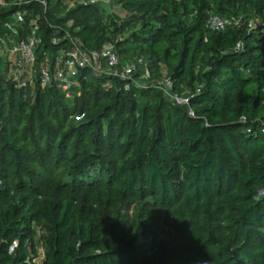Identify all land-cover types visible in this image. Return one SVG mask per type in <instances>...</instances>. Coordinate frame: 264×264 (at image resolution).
Listing matches in <instances>:
<instances>
[{"label":"trees","instance_id":"obj_1","mask_svg":"<svg viewBox=\"0 0 264 264\" xmlns=\"http://www.w3.org/2000/svg\"><path fill=\"white\" fill-rule=\"evenodd\" d=\"M21 1L0 36L37 21L36 68L68 33L114 44L122 65L143 58L152 86L83 70L68 91L17 87L0 58V264H264V35L206 26L264 22V0H113L121 22L101 4ZM163 77L195 117L155 88Z\"/></svg>","mask_w":264,"mask_h":264},{"label":"built area","instance_id":"obj_2","mask_svg":"<svg viewBox=\"0 0 264 264\" xmlns=\"http://www.w3.org/2000/svg\"><path fill=\"white\" fill-rule=\"evenodd\" d=\"M35 1L47 9L46 0ZM80 2L83 5L101 4L107 7H111L113 4V0H81ZM22 4L21 0H0V11L10 7L19 8ZM27 16V12L19 9L13 15L14 23L24 25ZM72 26L73 22H69L68 27ZM206 26L212 32H224L229 27H237L246 29L248 33L264 35V22L255 19L244 20L243 17L227 18L210 14ZM38 30L36 21L26 39L17 40L13 37L3 38L0 36V51H6L7 62L9 57L12 59L8 65V75L17 87H22L26 83L34 87L38 81L42 88L55 87L59 90L68 91L73 86H78V77L83 70H89L96 76L120 80L124 91H130L133 86L138 90H147L152 86L150 68L143 58L122 65L114 44H106L100 51H90L84 47L80 40L72 38L68 33L63 38H54L52 43L58 45L63 41H68L69 49L60 50L54 62L47 52L43 53L44 59L39 68H36L41 44ZM237 49L242 50L243 44L239 43ZM27 78L29 79L27 80ZM154 86L176 105L187 108L190 116L195 117L191 108L190 96L176 93L174 82L170 78L163 77ZM17 246V242L13 243L10 253Z\"/></svg>","mask_w":264,"mask_h":264},{"label":"rangeland","instance_id":"obj_3","mask_svg":"<svg viewBox=\"0 0 264 264\" xmlns=\"http://www.w3.org/2000/svg\"><path fill=\"white\" fill-rule=\"evenodd\" d=\"M81 0H75L72 4L68 5L69 8L74 7L75 5L81 3ZM114 4V3H113ZM108 13L115 15L116 17H118V19L121 21H126L127 18L129 17V15H127V13L121 8L116 6L115 4L111 6V9L107 10ZM126 36L124 38L128 37V34H125ZM118 51V49H117ZM120 56V55H119ZM0 58H2L5 62L7 61V57H6V51L5 50H1L0 51ZM121 60V59H120ZM29 77V76H28ZM29 78H27L28 80ZM31 79V78H30ZM38 238H37V248L39 251V257H38V261H42V259L44 258V246L43 243L41 241V232L38 231Z\"/></svg>","mask_w":264,"mask_h":264},{"label":"crops","instance_id":"obj_4","mask_svg":"<svg viewBox=\"0 0 264 264\" xmlns=\"http://www.w3.org/2000/svg\"><path fill=\"white\" fill-rule=\"evenodd\" d=\"M6 57H7V55H6Z\"/></svg>","mask_w":264,"mask_h":264}]
</instances>
